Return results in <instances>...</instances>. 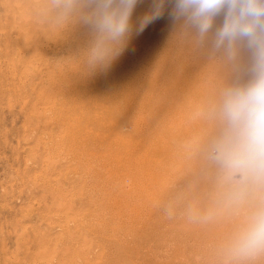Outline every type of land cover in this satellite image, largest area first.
<instances>
[{"label": "rangeland", "instance_id": "1", "mask_svg": "<svg viewBox=\"0 0 264 264\" xmlns=\"http://www.w3.org/2000/svg\"><path fill=\"white\" fill-rule=\"evenodd\" d=\"M172 11L138 0L94 61L87 0H0V264H264L227 253L245 210L210 159L249 54Z\"/></svg>", "mask_w": 264, "mask_h": 264}, {"label": "clouds", "instance_id": "2", "mask_svg": "<svg viewBox=\"0 0 264 264\" xmlns=\"http://www.w3.org/2000/svg\"><path fill=\"white\" fill-rule=\"evenodd\" d=\"M77 0H63L65 12ZM98 38L91 50L94 61L110 52L130 29L138 0H87ZM172 19H184L201 42L236 59L245 49L249 63L241 80L226 88L218 104L222 125L210 148V159L227 186L225 202L243 216L226 243L237 260L264 256V0H171ZM157 18H159L157 16ZM250 200L255 203L249 207Z\"/></svg>", "mask_w": 264, "mask_h": 264}, {"label": "bare ground", "instance_id": "3", "mask_svg": "<svg viewBox=\"0 0 264 264\" xmlns=\"http://www.w3.org/2000/svg\"><path fill=\"white\" fill-rule=\"evenodd\" d=\"M98 119H100V118H98Z\"/></svg>", "mask_w": 264, "mask_h": 264}]
</instances>
